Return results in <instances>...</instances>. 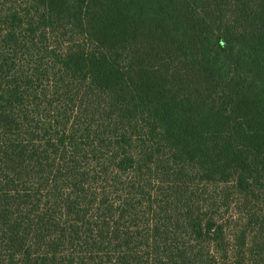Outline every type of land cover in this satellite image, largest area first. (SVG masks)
<instances>
[{
  "label": "trees",
  "instance_id": "1",
  "mask_svg": "<svg viewBox=\"0 0 264 264\" xmlns=\"http://www.w3.org/2000/svg\"><path fill=\"white\" fill-rule=\"evenodd\" d=\"M0 264H264V0H0Z\"/></svg>",
  "mask_w": 264,
  "mask_h": 264
},
{
  "label": "rangeland",
  "instance_id": "2",
  "mask_svg": "<svg viewBox=\"0 0 264 264\" xmlns=\"http://www.w3.org/2000/svg\"><path fill=\"white\" fill-rule=\"evenodd\" d=\"M232 201L230 202V205H228L229 207H225L223 208L222 211H220V216L221 218L223 217L224 220L227 222V224L229 225L230 228L236 226V225H240L242 223H244V219L242 218L241 214L238 213L237 207L231 204ZM240 220H243L242 223ZM250 226H248L245 230V233H247V239L252 241V221L249 224ZM242 226V225H240Z\"/></svg>",
  "mask_w": 264,
  "mask_h": 264
}]
</instances>
